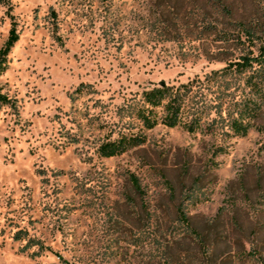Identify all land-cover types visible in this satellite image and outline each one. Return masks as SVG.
I'll list each match as a JSON object with an SVG mask.
<instances>
[{"label":"rangeland","instance_id":"374dc122","mask_svg":"<svg viewBox=\"0 0 264 264\" xmlns=\"http://www.w3.org/2000/svg\"><path fill=\"white\" fill-rule=\"evenodd\" d=\"M12 23L0 264H264V85L246 84L264 64L211 77L258 55L264 0H0V48ZM193 80L201 130L145 129L143 91ZM248 103L254 128L234 136ZM124 136L145 142L99 154Z\"/></svg>","mask_w":264,"mask_h":264},{"label":"trees","instance_id":"16d2710c","mask_svg":"<svg viewBox=\"0 0 264 264\" xmlns=\"http://www.w3.org/2000/svg\"><path fill=\"white\" fill-rule=\"evenodd\" d=\"M238 28L241 32L247 31L242 25H240ZM18 40L19 35L16 31L15 24L12 23L7 39L0 48V77L7 70L8 55ZM226 40H228V38L224 37L223 41ZM258 52L259 53L256 57H243L242 61L228 63L221 70L214 71L211 74V77L213 80H216L217 78L232 74L234 72L242 74L247 70L252 69L254 64L261 68L264 64V44L259 47ZM256 74H258L257 70L251 73L246 78V84L251 86V88L254 89L257 94H260L262 92L261 88H263L264 85V79L258 81V75ZM199 84V81L193 80L186 84L179 85L178 87L161 85L159 87H154L152 89L143 91V107L137 110V118L141 121L144 128L148 130L153 129L159 124L167 128L182 127L188 133H195L196 131L201 130V114L195 111L191 117H188L186 112L189 95L192 93L195 86ZM9 103L10 99L0 90V106L8 105ZM156 109L162 110V116L159 118L156 115ZM257 114L258 112L255 110L254 105H251V103L245 104L243 109L240 110L238 117L231 119L229 123V129L232 131V134L237 137L246 136L248 132L254 128L251 120L255 119ZM144 142L145 139L142 137L124 136L117 140L108 141L100 145L99 154L104 158L116 157L125 153L130 148L142 145ZM130 181L136 192L141 193L138 180L131 175ZM177 215L185 227L188 228L189 224L185 214L181 210H178ZM21 239L22 234L21 232H18L15 236V240ZM64 264L68 263L64 262Z\"/></svg>","mask_w":264,"mask_h":264},{"label":"water","instance_id":"95a60500","mask_svg":"<svg viewBox=\"0 0 264 264\" xmlns=\"http://www.w3.org/2000/svg\"><path fill=\"white\" fill-rule=\"evenodd\" d=\"M163 85V84H162Z\"/></svg>","mask_w":264,"mask_h":264}]
</instances>
